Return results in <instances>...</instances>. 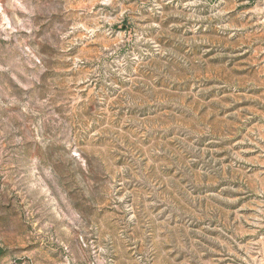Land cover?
<instances>
[{"label":"rangeland","instance_id":"rangeland-1","mask_svg":"<svg viewBox=\"0 0 264 264\" xmlns=\"http://www.w3.org/2000/svg\"><path fill=\"white\" fill-rule=\"evenodd\" d=\"M0 264H264V0H0Z\"/></svg>","mask_w":264,"mask_h":264}]
</instances>
